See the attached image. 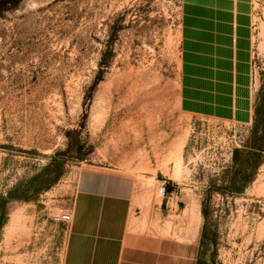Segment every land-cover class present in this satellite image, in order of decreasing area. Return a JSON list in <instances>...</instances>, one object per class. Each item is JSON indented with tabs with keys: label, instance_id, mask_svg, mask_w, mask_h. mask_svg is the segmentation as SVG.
Instances as JSON below:
<instances>
[{
	"label": "rangeland",
	"instance_id": "rangeland-1",
	"mask_svg": "<svg viewBox=\"0 0 264 264\" xmlns=\"http://www.w3.org/2000/svg\"><path fill=\"white\" fill-rule=\"evenodd\" d=\"M205 8L190 0L2 7L0 264H69L92 175L128 179V210L146 225H197L200 264H264V161L242 193L214 188L230 179L264 91V0H250L247 35L228 63L229 34L212 21L207 30ZM55 211L72 222H54Z\"/></svg>",
	"mask_w": 264,
	"mask_h": 264
},
{
	"label": "crops",
	"instance_id": "crops-1",
	"mask_svg": "<svg viewBox=\"0 0 264 264\" xmlns=\"http://www.w3.org/2000/svg\"><path fill=\"white\" fill-rule=\"evenodd\" d=\"M190 2L206 6L207 30V23L212 21L218 31L228 32V63L231 49L241 45L247 35L250 0ZM236 22L241 28L237 44ZM87 182L89 194L81 197L80 220L73 227L69 264H197V225H160L153 221L146 225L140 221V215L131 217L130 182L122 175H92Z\"/></svg>",
	"mask_w": 264,
	"mask_h": 264
},
{
	"label": "trees",
	"instance_id": "trees-1",
	"mask_svg": "<svg viewBox=\"0 0 264 264\" xmlns=\"http://www.w3.org/2000/svg\"><path fill=\"white\" fill-rule=\"evenodd\" d=\"M12 2V0H0V10L3 6ZM264 161V91L259 97L254 109V124L251 129V135L246 144L240 148H235L232 155L230 179L225 181L224 185L214 188L221 192L242 193L248 185L255 179L260 166ZM51 166H47L45 171H49ZM59 173L54 180L57 179ZM213 188L210 187L206 192V199L203 206V215L205 219L208 216L207 201ZM1 225V221H0ZM204 238V232H203ZM204 242V239H202ZM197 264H200L198 258Z\"/></svg>",
	"mask_w": 264,
	"mask_h": 264
},
{
	"label": "built area",
	"instance_id": "built-area-1",
	"mask_svg": "<svg viewBox=\"0 0 264 264\" xmlns=\"http://www.w3.org/2000/svg\"><path fill=\"white\" fill-rule=\"evenodd\" d=\"M160 195L165 194V187L161 185L158 189ZM52 220L56 223H71L73 220V215L69 211H55L52 214Z\"/></svg>",
	"mask_w": 264,
	"mask_h": 264
},
{
	"label": "bare ground",
	"instance_id": "bare-ground-1",
	"mask_svg": "<svg viewBox=\"0 0 264 264\" xmlns=\"http://www.w3.org/2000/svg\"><path fill=\"white\" fill-rule=\"evenodd\" d=\"M179 161H180V160H179ZM179 166H180V165H179ZM179 169H180V168H179ZM179 169H178V170H179ZM178 170H177V172H178ZM174 171H175V170H174Z\"/></svg>",
	"mask_w": 264,
	"mask_h": 264
}]
</instances>
